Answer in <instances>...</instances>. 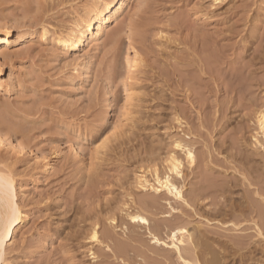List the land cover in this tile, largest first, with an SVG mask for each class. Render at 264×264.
I'll return each instance as SVG.
<instances>
[{"label": "rangeland", "instance_id": "obj_1", "mask_svg": "<svg viewBox=\"0 0 264 264\" xmlns=\"http://www.w3.org/2000/svg\"><path fill=\"white\" fill-rule=\"evenodd\" d=\"M113 1L0 0V171L25 214L2 264H183L125 204L166 242L186 228L220 264H264V0H117L97 42L56 43ZM175 139L196 155L186 203L142 204L137 175L164 173Z\"/></svg>", "mask_w": 264, "mask_h": 264}, {"label": "bare ground", "instance_id": "obj_2", "mask_svg": "<svg viewBox=\"0 0 264 264\" xmlns=\"http://www.w3.org/2000/svg\"><path fill=\"white\" fill-rule=\"evenodd\" d=\"M222 1L224 0H213L215 3H222ZM124 6V3H120L117 0H114L110 4H104L103 2L100 3L93 11V18L88 20L86 23L83 19H77L67 29L65 34L57 36L56 43L64 49H71L76 55H78L81 53L84 46L83 38L85 33L87 31L91 33L90 43L97 42L100 34L124 13ZM95 25H97L96 33L91 32ZM129 62L128 70H130L129 73L131 74L129 76V80L133 83L132 71L136 69L138 64L136 55L133 61ZM177 121L180 123L179 120ZM257 125L259 133L264 138L263 112H260L257 117ZM8 141H10V139L0 133V145L9 147L7 143ZM13 148L17 149L16 146ZM172 148V151L169 152L164 162L166 169L164 173H160L159 169L155 168L152 180L147 178V173L144 171H141L140 174L137 175L138 187L141 190L151 192L147 193L151 197L150 200L143 201L142 204L155 206V200L161 193H165L175 200L186 203L183 188L176 180L178 178H184L183 168L185 161L189 166L195 165L196 155L192 148L183 144V142L179 139H175L172 142ZM43 158L45 161L48 160L46 155ZM0 177H2V181H0V264H2L5 262L7 243L13 239L17 227L24 220L23 217L25 214L22 212L15 200V187L11 177L2 171H0ZM132 203L133 201H131V204ZM124 206L125 209L122 210H125L126 212L125 218H127L131 224H137L149 230V235L152 239L151 243L172 250L177 255L179 261L183 264H220L219 257L214 255V253L210 254L211 256H208L209 254L206 252L203 244V237L201 235L199 237H195V234L190 233L186 228H178L170 232L168 236L169 242H166L150 231V223L145 216L139 212L133 213V211H130L132 206L129 204H125ZM115 220L116 219L110 220L111 224H115ZM96 227L97 226L93 227L91 240L98 243L100 241ZM255 227L257 234L260 237H264V232L257 223H255ZM233 253L230 254V256L234 262L243 264L247 261L246 254L244 255L237 252V255L236 252L234 254Z\"/></svg>", "mask_w": 264, "mask_h": 264}, {"label": "snow or ice", "instance_id": "obj_3", "mask_svg": "<svg viewBox=\"0 0 264 264\" xmlns=\"http://www.w3.org/2000/svg\"><path fill=\"white\" fill-rule=\"evenodd\" d=\"M179 147V146H178ZM0 181H2V177H0ZM95 238V237H94Z\"/></svg>", "mask_w": 264, "mask_h": 264}]
</instances>
